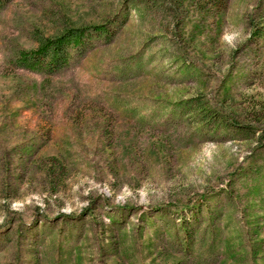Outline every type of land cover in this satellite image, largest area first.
I'll return each mask as SVG.
<instances>
[{
    "label": "rangeland",
    "instance_id": "1",
    "mask_svg": "<svg viewBox=\"0 0 264 264\" xmlns=\"http://www.w3.org/2000/svg\"><path fill=\"white\" fill-rule=\"evenodd\" d=\"M0 264H264V0H6Z\"/></svg>",
    "mask_w": 264,
    "mask_h": 264
},
{
    "label": "trees",
    "instance_id": "2",
    "mask_svg": "<svg viewBox=\"0 0 264 264\" xmlns=\"http://www.w3.org/2000/svg\"><path fill=\"white\" fill-rule=\"evenodd\" d=\"M5 1L0 0V7ZM95 28L100 33L106 31L104 25H97ZM85 31L86 27L84 26L81 28L73 27L54 37L43 38L35 50L20 52L17 57L19 64L33 70L46 65L51 71L68 60L71 49L82 43Z\"/></svg>",
    "mask_w": 264,
    "mask_h": 264
}]
</instances>
